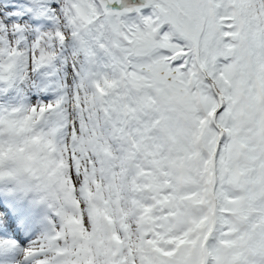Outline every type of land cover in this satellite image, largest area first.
I'll return each mask as SVG.
<instances>
[{"label":"snow or ice","instance_id":"1","mask_svg":"<svg viewBox=\"0 0 264 264\" xmlns=\"http://www.w3.org/2000/svg\"><path fill=\"white\" fill-rule=\"evenodd\" d=\"M21 90L0 150L26 171L0 179L31 173L47 239H85V264H264V0H0V93ZM83 183L102 191L78 218ZM15 190L0 233L31 225ZM40 244L4 259L63 253Z\"/></svg>","mask_w":264,"mask_h":264},{"label":"clouds","instance_id":"2","mask_svg":"<svg viewBox=\"0 0 264 264\" xmlns=\"http://www.w3.org/2000/svg\"><path fill=\"white\" fill-rule=\"evenodd\" d=\"M0 131L6 133L7 128ZM68 146L72 147L71 143H69ZM23 148H24L23 144L13 146V145H9L5 140L2 150H0V172L7 173L8 171L16 170L23 173L26 171L25 163L19 159L16 160L15 164L12 165L9 164L10 160H12L15 156H18ZM63 149H64V141L61 140L57 143L56 146V151L59 154L58 163L67 165V156L64 154ZM81 159H83V156H81ZM123 162L128 165L129 173H132L134 171L133 168L134 162L129 159H124ZM81 167H83V165H81ZM89 177H91V172L89 173ZM23 178L25 180H31L34 183H37V181L32 179L31 173H29L28 175H24ZM97 180L98 181L102 180V177L99 176V173L97 175ZM83 187H84L83 193H80L79 188H77L76 190L77 191L76 199L79 200L82 205L80 211L77 213L78 218L80 217L81 213L84 215L88 214L89 210L92 207L93 200L97 195V192L102 191L101 189H98L96 184L94 183H83ZM105 187H106V182H105ZM88 231H90V229ZM40 246L43 247L46 251H48L50 247L54 249H62L63 253H60L55 250L50 251L48 256L34 260L33 264H39L40 259H51L53 256H59L61 264H65V262L67 261H72V264H77V261H79V264H85V261L91 258L89 249L94 248V245L88 243L85 239H81L79 237L74 238L72 235L67 233H65V236L60 240H56L55 238L47 239L46 236H44L41 238Z\"/></svg>","mask_w":264,"mask_h":264},{"label":"bare ground","instance_id":"3","mask_svg":"<svg viewBox=\"0 0 264 264\" xmlns=\"http://www.w3.org/2000/svg\"><path fill=\"white\" fill-rule=\"evenodd\" d=\"M24 187H19L17 193H14V195L17 202L23 204L26 208L29 209L31 215V225L34 226V229L33 230L31 229L30 232L27 233L25 236H23L22 232L17 233L16 234V237H18L17 240L16 238H14L15 234L0 233V242L2 241L11 242L12 248L9 250L16 254L22 252V250L20 249L21 246L26 249L32 247L36 240L41 239L42 237H44L49 233L51 226L48 222L50 220V215L48 213V210L43 208L40 202L32 196V191L29 188L24 189ZM18 224L22 226V222H18ZM11 237L14 238L15 240H13ZM21 238L23 242L19 241V239ZM12 240L18 241L22 245L18 247L17 245H15V243ZM0 245L3 246L2 244ZM31 259H32L31 257L25 256L24 264Z\"/></svg>","mask_w":264,"mask_h":264},{"label":"rangeland","instance_id":"4","mask_svg":"<svg viewBox=\"0 0 264 264\" xmlns=\"http://www.w3.org/2000/svg\"><path fill=\"white\" fill-rule=\"evenodd\" d=\"M6 96H7V94L0 93V107H7V106L13 105V104L25 103V102L31 100V97L27 96V94L24 93L22 90L17 94H13L11 99L6 98ZM10 184L16 189L14 193H17L19 187L16 186L15 182H10L7 180L0 179V196H7L10 194V192H9ZM22 187H24V189L29 188L32 191V196L40 202V204L42 205L43 208L48 210L50 218H51V216H53L55 214L54 209L50 208L49 204L45 201L43 191L37 183H34L31 180H25L24 179ZM19 226H20V224H18V227ZM31 229L32 230L34 229L33 225H30L27 229H24L23 231H21L23 236H25L27 233H29ZM50 229H51V226H50ZM10 234H12V233H10ZM15 238H16V240L18 239V237H16V234H15ZM24 238H26V237H24ZM12 239L15 240L14 238H12ZM19 241L21 242V239H19ZM13 242L18 247L22 245L18 241H13ZM20 249L22 250V252L18 253V255L23 256L26 248L21 246ZM8 251H10V250L5 249V248H3V246L0 245V264H14L13 261H6L4 259L5 254ZM24 260H25V256H24ZM25 264H33V260L31 259L28 262H26Z\"/></svg>","mask_w":264,"mask_h":264}]
</instances>
